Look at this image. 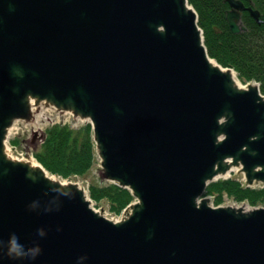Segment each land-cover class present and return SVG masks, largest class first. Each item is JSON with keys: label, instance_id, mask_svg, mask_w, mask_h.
<instances>
[{"label": "water", "instance_id": "1", "mask_svg": "<svg viewBox=\"0 0 264 264\" xmlns=\"http://www.w3.org/2000/svg\"><path fill=\"white\" fill-rule=\"evenodd\" d=\"M225 1L232 32L258 19ZM212 59L189 0H0V264H264V205L204 195L234 166L264 182V94ZM29 96L90 118L105 174L138 198L125 218L7 158Z\"/></svg>", "mask_w": 264, "mask_h": 264}, {"label": "trees", "instance_id": "2", "mask_svg": "<svg viewBox=\"0 0 264 264\" xmlns=\"http://www.w3.org/2000/svg\"><path fill=\"white\" fill-rule=\"evenodd\" d=\"M246 5L260 9L264 15V0H243ZM198 12V23L204 30V42L208 53L223 66L234 68L244 81L256 80L264 93V25H254L249 11H243L244 31H231L225 0H189ZM36 159L51 173L62 177L83 175L95 162V141L91 123L72 127L55 123L47 127L43 142L34 150ZM91 197L99 202L106 198L111 210L122 211L133 199L128 188L114 182L92 183ZM206 194L214 196L220 204L228 196L236 202L246 201L250 206L264 204V186L245 185L237 177L212 181Z\"/></svg>", "mask_w": 264, "mask_h": 264}, {"label": "rangeland", "instance_id": "3", "mask_svg": "<svg viewBox=\"0 0 264 264\" xmlns=\"http://www.w3.org/2000/svg\"><path fill=\"white\" fill-rule=\"evenodd\" d=\"M234 69V68H233ZM238 82L242 87H248L250 83L259 84L256 80L244 81L239 77L238 72L234 69ZM260 87V84H259ZM36 101V99H35ZM35 112L29 115L27 118L23 117L21 119H13L12 122L8 125L5 134V141L8 140L11 149L8 147L5 149L8 157L12 158L15 161H24L30 163L33 159L38 161L34 155V150L37 149L43 142V136L48 126H51L55 122H69L74 125V127L82 126L86 122L90 121L89 118H76L68 110H63L57 108L56 106H51L46 101H36ZM51 106L52 110L48 107ZM94 139V133H93ZM95 141V140H94ZM102 156L99 153V148L95 143V162L93 166L83 175H73L70 177L63 178L64 185H69L71 183L76 184L78 187L84 190V194L87 199L90 200L91 205L97 209L104 216L112 220H122L125 218L130 211L133 209V204L138 201V198L134 196V199L120 212H115L110 208V202L104 198L101 201H95L90 195V185L92 183H109L113 182L105 174V169L102 165ZM236 169L230 174H227L226 177H237L242 181L245 180V172L242 170V165L234 166ZM31 173L34 174V171ZM36 173V172H35ZM57 175V174H56ZM58 176V175H57ZM60 177V176H58ZM220 178L218 177L213 181H217ZM212 182V181H211ZM254 186H264L263 181H254ZM205 195V193H204ZM210 198L211 205H214V196L205 195ZM201 198V197H200ZM220 205H234V206H244V209L248 210L252 208L246 201L236 202L228 196L224 197V201Z\"/></svg>", "mask_w": 264, "mask_h": 264}, {"label": "bare ground", "instance_id": "4", "mask_svg": "<svg viewBox=\"0 0 264 264\" xmlns=\"http://www.w3.org/2000/svg\"><path fill=\"white\" fill-rule=\"evenodd\" d=\"M212 61L214 62V63H216V61L215 60H213L212 59ZM232 80H236V82L237 83H239L238 82V79H237V76H236V74H235V72H233V70H232ZM28 106H27V113L26 114H22L21 116H18V117H16L15 119H21V118H23V117H28L29 115H31V114H33V112H35V109L38 107V106H36L35 104H36V101H35V98L34 97H32V96H29L28 97ZM47 101V99H43V102L45 103ZM49 103V102H48ZM49 105H51V106H56V104H54V103H49ZM51 106H49L48 108L50 109V110H52V107ZM57 107V106H56ZM76 117V116H75ZM86 118V117H85ZM84 118V119H85ZM90 119V118H89ZM56 123V122H55ZM63 124H65V123H63ZM8 147V149L10 150L11 149V147H10V144L8 143V140H6L5 141V144H4V146H3V150H5L6 148ZM5 152H6V150H5ZM7 158L9 159L10 157H8L7 156ZM30 167H32V168H42V170H43V173H44V175H45V177L47 178V179H49L50 181V183H53L54 181H61L62 182V184H64L65 182L64 181H62V179L63 178H65V177H62V176H60V175H58V176H60V177H58L56 174H54V173H51L50 171H48L41 163H39L38 161H36V160H32L31 162H30ZM236 169L233 167L232 168V171H235ZM64 182V183H63ZM85 193V192H84ZM85 195V194H84ZM97 210V209H96Z\"/></svg>", "mask_w": 264, "mask_h": 264}, {"label": "flooded vegetation", "instance_id": "5", "mask_svg": "<svg viewBox=\"0 0 264 264\" xmlns=\"http://www.w3.org/2000/svg\"><path fill=\"white\" fill-rule=\"evenodd\" d=\"M254 9H256L255 6ZM256 10L260 12L258 19L254 18V25L256 28H258V26L264 25V15L260 9L257 8Z\"/></svg>", "mask_w": 264, "mask_h": 264}]
</instances>
